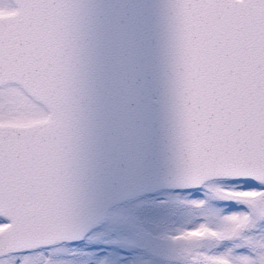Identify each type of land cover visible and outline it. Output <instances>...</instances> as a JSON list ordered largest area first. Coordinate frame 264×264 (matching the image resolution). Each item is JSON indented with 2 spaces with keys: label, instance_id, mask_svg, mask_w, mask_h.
<instances>
[{
  "label": "snow or ice",
  "instance_id": "obj_1",
  "mask_svg": "<svg viewBox=\"0 0 264 264\" xmlns=\"http://www.w3.org/2000/svg\"><path fill=\"white\" fill-rule=\"evenodd\" d=\"M208 180L264 192V0H0V257L149 251L132 211Z\"/></svg>",
  "mask_w": 264,
  "mask_h": 264
},
{
  "label": "rangeland",
  "instance_id": "obj_2",
  "mask_svg": "<svg viewBox=\"0 0 264 264\" xmlns=\"http://www.w3.org/2000/svg\"><path fill=\"white\" fill-rule=\"evenodd\" d=\"M237 188L238 185L223 180H208L203 189L204 199L198 204L180 192L156 194L165 201L163 205L153 200L134 209L131 215L135 224L146 230L154 241L149 251L124 247L128 240L136 238L135 232L120 224L105 222L100 226L101 233L92 239L85 238L79 247L60 244L51 253L38 249L23 264H120L121 252H127L130 260L134 258L130 264H264V207L250 214L257 202L264 204V192L221 191ZM222 197L244 207L229 213L216 206ZM146 207L151 212H145ZM242 247L244 250H240ZM5 259L9 264H21L23 256L20 259L0 257V262Z\"/></svg>",
  "mask_w": 264,
  "mask_h": 264
},
{
  "label": "water",
  "instance_id": "obj_3",
  "mask_svg": "<svg viewBox=\"0 0 264 264\" xmlns=\"http://www.w3.org/2000/svg\"><path fill=\"white\" fill-rule=\"evenodd\" d=\"M12 228V225L7 224L5 227H3L2 229H0V234H6L8 233Z\"/></svg>",
  "mask_w": 264,
  "mask_h": 264
},
{
  "label": "trees",
  "instance_id": "obj_4",
  "mask_svg": "<svg viewBox=\"0 0 264 264\" xmlns=\"http://www.w3.org/2000/svg\"><path fill=\"white\" fill-rule=\"evenodd\" d=\"M240 250H244V248L242 247ZM261 254V252H259ZM240 262V261H239Z\"/></svg>",
  "mask_w": 264,
  "mask_h": 264
},
{
  "label": "flooded vegetation",
  "instance_id": "obj_5",
  "mask_svg": "<svg viewBox=\"0 0 264 264\" xmlns=\"http://www.w3.org/2000/svg\"><path fill=\"white\" fill-rule=\"evenodd\" d=\"M6 225H7V224H4V226H3V227H5ZM3 227H2V228H3ZM2 228H1V229H2Z\"/></svg>",
  "mask_w": 264,
  "mask_h": 264
}]
</instances>
